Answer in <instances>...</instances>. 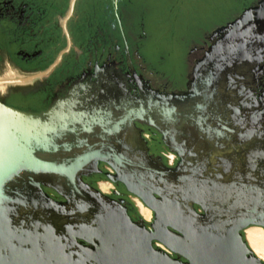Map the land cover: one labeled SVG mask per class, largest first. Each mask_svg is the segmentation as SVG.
Returning <instances> with one entry per match:
<instances>
[{"label": "flooded vegetation", "instance_id": "af4514ba", "mask_svg": "<svg viewBox=\"0 0 264 264\" xmlns=\"http://www.w3.org/2000/svg\"><path fill=\"white\" fill-rule=\"evenodd\" d=\"M162 1L0 0V102L40 115L53 110L81 115L80 123L74 125L77 137L67 135L62 143L75 145L78 154L101 149L103 154L111 155V160L114 154L122 155L145 176L151 175L152 165L158 166L159 162L170 167L177 165L178 149L186 136L175 130L179 122L200 128L198 119L205 129L214 127L226 132L249 116L259 126L264 120L263 115H258L264 114V0H225L222 11L229 15L224 21L201 29L197 37H181L180 63L184 71L179 77L165 69L168 60L162 53V16H177L173 0H167L166 9L162 8ZM247 11H251L252 20L243 22L236 31H247L254 35L252 39L234 40L233 29L215 34L219 27L234 22ZM229 64H236L237 70L226 69ZM202 81L211 90L217 82L229 83L236 89L222 98L218 108L214 101L212 104L198 95ZM240 83L247 84L244 94L240 93ZM217 89L215 99L220 95ZM149 101L157 105L153 113L122 125L118 133L104 141L99 138L103 128ZM164 111L168 112L165 117ZM91 118L96 122L92 130L86 131L84 127L89 126L87 121ZM262 143L264 140L257 137L223 141L219 146L236 149L234 158L240 162H264V154L260 155ZM58 155L65 158L71 153L62 149ZM111 162L113 165L97 160L96 165L85 167L80 174L89 186L85 188L99 190L103 202L117 209L122 205L139 222L132 197L145 202L117 178L113 167L116 165L114 160ZM145 176L141 180L148 182ZM126 177L131 188L146 190L135 177ZM101 182L110 183L111 190H104ZM49 184L47 180L41 184L44 191L54 200L66 202ZM195 207L202 212L198 205ZM73 208L69 206V210L59 213L58 224L54 223L58 231L64 232L67 224L84 221L75 208V215H69ZM143 222L151 229L153 220ZM154 246L184 260L158 240Z\"/></svg>", "mask_w": 264, "mask_h": 264}, {"label": "water", "instance_id": "95a60500", "mask_svg": "<svg viewBox=\"0 0 264 264\" xmlns=\"http://www.w3.org/2000/svg\"><path fill=\"white\" fill-rule=\"evenodd\" d=\"M251 15L247 11L215 34L233 29L234 40L252 39L254 35L247 31H236L243 22L252 20ZM226 69L235 72L237 67L229 64ZM201 85L198 95L214 101L218 108L222 98L236 89L229 83L217 82L211 85L212 90L206 87L207 82ZM246 86L240 83L241 94L247 91ZM216 88L220 95L215 99ZM154 106L156 103L149 101L133 109L103 128L99 138L104 141L122 125L153 113ZM258 115L264 116L262 112ZM81 119L72 112L53 110L40 115L0 102V264H264L245 235L252 226L264 228V162H240L234 158L236 149L221 147L223 141L264 140V120L255 126L248 116L226 132L205 129L198 119L200 128L179 122L175 130L186 136L178 149L177 165L159 162L152 165L151 175L145 176L124 156L114 154L117 178L154 212L148 229L142 219L134 221L122 205L117 209L103 202L99 190L85 188L89 186L80 177L85 167L96 165L97 160L113 163L110 154H103L101 149L78 154L75 145L61 142L70 134L77 137L74 125ZM95 122V118L88 120L84 130H92ZM62 149L71 155L62 158L58 155ZM260 149L263 155L264 143ZM126 176L135 177L146 190L131 188ZM144 176L148 182L141 180ZM45 180L66 202L56 201L44 191L41 184ZM69 206L80 212L84 221L67 224L60 232L54 223L58 224L59 213ZM74 208L69 215H75ZM155 240L184 260L157 249Z\"/></svg>", "mask_w": 264, "mask_h": 264}, {"label": "rangeland", "instance_id": "374dc122", "mask_svg": "<svg viewBox=\"0 0 264 264\" xmlns=\"http://www.w3.org/2000/svg\"><path fill=\"white\" fill-rule=\"evenodd\" d=\"M173 2L175 6L174 13L177 17L171 19L164 14L162 16L161 24H163L162 27L164 28L162 33V53L168 60L165 69L172 72L174 76L179 77V74L184 71V66L180 63L181 37L187 35L197 37L201 29L214 27L224 21L229 14L226 16L222 11L225 0H173ZM161 4L162 8H168L167 0H163ZM229 4L230 6L232 5L231 3ZM162 8L160 7L161 11ZM100 184L104 190H111L112 185L110 183L101 182ZM132 200L137 206L138 217L147 223L152 221L154 217L152 210L138 198L132 197ZM246 231L245 235H247L249 244L264 259V228H250ZM253 232H261L263 236H261L260 240L254 242L249 237Z\"/></svg>", "mask_w": 264, "mask_h": 264}, {"label": "bare ground", "instance_id": "6f19581e", "mask_svg": "<svg viewBox=\"0 0 264 264\" xmlns=\"http://www.w3.org/2000/svg\"><path fill=\"white\" fill-rule=\"evenodd\" d=\"M261 236H263L261 232H253L249 235L250 239L253 240L254 242L260 240Z\"/></svg>", "mask_w": 264, "mask_h": 264}, {"label": "built area", "instance_id": "2783aa9c", "mask_svg": "<svg viewBox=\"0 0 264 264\" xmlns=\"http://www.w3.org/2000/svg\"><path fill=\"white\" fill-rule=\"evenodd\" d=\"M163 247L166 249V250H168L164 245H163ZM169 251V250H168Z\"/></svg>", "mask_w": 264, "mask_h": 264}]
</instances>
